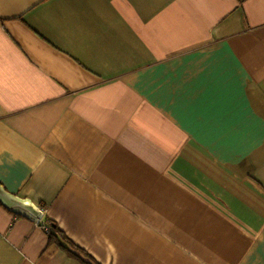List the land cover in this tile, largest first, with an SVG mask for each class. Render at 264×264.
Here are the masks:
<instances>
[{
    "label": "crops",
    "instance_id": "crops-1",
    "mask_svg": "<svg viewBox=\"0 0 264 264\" xmlns=\"http://www.w3.org/2000/svg\"><path fill=\"white\" fill-rule=\"evenodd\" d=\"M0 184V264H264V0H0Z\"/></svg>",
    "mask_w": 264,
    "mask_h": 264
},
{
    "label": "water",
    "instance_id": "water-1",
    "mask_svg": "<svg viewBox=\"0 0 264 264\" xmlns=\"http://www.w3.org/2000/svg\"><path fill=\"white\" fill-rule=\"evenodd\" d=\"M0 203L12 212L25 216L33 221H38L43 212L42 209L26 198H20L13 193L7 191L0 184Z\"/></svg>",
    "mask_w": 264,
    "mask_h": 264
},
{
    "label": "trees",
    "instance_id": "trees-1",
    "mask_svg": "<svg viewBox=\"0 0 264 264\" xmlns=\"http://www.w3.org/2000/svg\"><path fill=\"white\" fill-rule=\"evenodd\" d=\"M44 221H47L51 225L50 230L47 231L49 240L52 242H57L60 246L65 247L63 241H65L66 238L62 232L48 218H44ZM60 239L62 241H60Z\"/></svg>",
    "mask_w": 264,
    "mask_h": 264
}]
</instances>
